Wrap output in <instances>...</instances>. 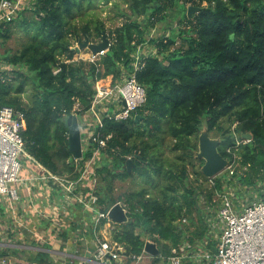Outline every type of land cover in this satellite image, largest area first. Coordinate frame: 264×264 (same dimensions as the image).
<instances>
[{"label": "trees", "instance_id": "trees-1", "mask_svg": "<svg viewBox=\"0 0 264 264\" xmlns=\"http://www.w3.org/2000/svg\"><path fill=\"white\" fill-rule=\"evenodd\" d=\"M95 1L28 0L10 23L0 25V47L13 28H21L24 36L17 52L0 54V108L24 114V150L33 163L75 181L97 145L88 142L82 160L72 159L66 119L86 114L99 80L133 76L145 90V103L127 120H104L107 144L88 178L96 181L94 194L103 211L118 202L128 211L130 222H111L116 227L111 239L128 254L142 252V238L175 247L188 234L190 243L202 242L206 227L201 226L200 196L211 201L225 182L236 183L238 196L264 191V0H126L129 14L114 4L123 18L114 29H106L97 15L86 17ZM186 4L198 10L188 15ZM159 24L165 25L162 37H150ZM103 32L110 43L104 55L94 63L77 59L75 44L99 43ZM146 46L151 51L142 53ZM203 127L220 139L218 152L233 172L212 179L211 192L202 185L203 161L194 157L197 170L165 151L170 141L182 159L195 156ZM247 133L252 139L243 143ZM128 158L134 165L130 173ZM187 166L193 167L192 183ZM134 176L142 180L140 188L116 198L114 182ZM184 218L186 230L179 224ZM60 235L66 238L65 232ZM25 254L0 249V259L53 264L48 252Z\"/></svg>", "mask_w": 264, "mask_h": 264}, {"label": "built area", "instance_id": "built-area-1", "mask_svg": "<svg viewBox=\"0 0 264 264\" xmlns=\"http://www.w3.org/2000/svg\"><path fill=\"white\" fill-rule=\"evenodd\" d=\"M26 2L28 0H0V25L10 23ZM105 52L99 55L90 53L87 59L82 57L77 59L94 63ZM138 59L139 54H136L135 67ZM106 79H108L107 83L104 82ZM145 100V90L133 76L122 77L119 81H113L111 76L99 80L95 85L91 105L86 112L91 122L89 125L85 122L84 127L87 128L88 134L83 143V149L90 141L97 145V149L93 152L92 158L86 161L79 178L72 181L66 177L53 175L40 167L42 171L40 179L47 185L58 188L62 197H65V202L68 199L69 203L74 202L78 205L82 214L89 216L93 224V232H95L93 234L97 237L92 245L95 246L94 249L82 258V262L76 261L70 264H123V262L142 264L150 258L163 259L161 254L153 257L146 253L144 247L140 254H128L123 244L114 242L112 239L98 238L99 233L96 230L101 221L106 222L100 230L112 227L108 218L110 208L103 211L97 205V196L94 194L96 181L88 180L93 175L92 165L99 150L107 144L108 137L105 139L102 136L104 120L115 122L127 120L145 103ZM89 127H93L92 130H89ZM25 128L26 123L22 112L11 107L0 108V196H6L11 203L18 199L14 185L19 181L23 160H31L24 150L22 133ZM226 170L232 173L231 165H228ZM227 185V188L216 193L219 199L216 206V217L219 221L218 232L215 235L216 250L214 253H204L199 257L209 264H264V191L253 189L250 192L256 193L258 197L253 195L251 200H246L248 197L246 194L250 192H247L245 196L244 194L238 196L237 188L234 190L231 188L232 184ZM50 204L56 205L52 202ZM56 223H52L53 227H50L52 233L59 232ZM43 238L38 237L41 241ZM197 257L195 255V258ZM185 259L178 249L173 248L167 260L169 264H183Z\"/></svg>", "mask_w": 264, "mask_h": 264}, {"label": "crops", "instance_id": "crops-1", "mask_svg": "<svg viewBox=\"0 0 264 264\" xmlns=\"http://www.w3.org/2000/svg\"><path fill=\"white\" fill-rule=\"evenodd\" d=\"M104 82L107 83L108 79ZM23 161L25 163L19 181L14 185L18 199L11 203L6 196H0V249L23 250L26 253L25 256L34 252H48L52 256L53 264L82 262V258L94 249L95 246L92 245L97 238L93 234L95 232L90 234V231H93L91 218L82 214L81 209L74 202L69 203L68 199L65 202V197H62L58 188L44 183L40 179L42 174L40 166L33 163L32 159ZM227 186L224 184L223 188H227ZM214 195H212L211 201L204 196L199 197L198 202L201 210L204 209L202 210L204 220L208 223L202 242L196 240L190 243L188 234L185 235V240L175 247L167 242L162 244L153 242L163 259L150 258L142 264H169L167 259L171 256L173 248L178 249L185 256L183 264H209L199 256L204 253H214L216 250L215 235L218 232L219 221L216 217L217 200ZM51 202L56 205L51 206ZM118 203L122 204V202ZM127 213L128 211H126V215ZM183 220L186 222L183 223ZM52 223H56V227L58 225V233L55 231L52 233L50 230V227H53ZM179 224L180 228L186 230L189 222L184 218ZM115 229V226L110 229L103 228L100 230L98 238L111 239V232ZM63 232H65L66 238L60 235ZM135 232L139 233L140 230L137 229ZM39 236L44 237L42 241L38 239ZM142 239H144L145 248V244L150 240ZM47 247L49 248L46 249ZM165 251L168 253L166 254ZM195 255L198 256V259L195 258ZM192 256L194 257L191 258ZM0 264L30 263L26 260L7 257L0 259ZM123 264L127 263L123 262Z\"/></svg>", "mask_w": 264, "mask_h": 264}, {"label": "water", "instance_id": "water-1", "mask_svg": "<svg viewBox=\"0 0 264 264\" xmlns=\"http://www.w3.org/2000/svg\"><path fill=\"white\" fill-rule=\"evenodd\" d=\"M197 8L189 7L187 14L190 15L192 12L197 11ZM88 49L92 55H99L102 52H105L109 48V39L107 38L105 32L102 33V38L99 43H90L88 39L77 44V47H74L76 54L80 52L81 49ZM136 117V121H137ZM66 125L68 130V148L71 153V157L74 160H81L83 157V143L84 134L79 126V119L75 116H69L66 119ZM245 141H251L252 136L247 133L241 136ZM220 144L219 138H211L209 136L208 130L206 127H203L197 138V150L195 151V158L203 161L202 166L200 167V173L205 179H214L219 174L224 172L229 162L218 152V146ZM137 157V156H136ZM126 169L128 173L131 172L133 161L131 158H128L126 161ZM196 198V195L194 196ZM108 218L111 222L116 224L128 223L130 220L126 215V207L121 203H116L110 207L108 212ZM145 252L157 256L159 250L153 242H147L144 248Z\"/></svg>", "mask_w": 264, "mask_h": 264}, {"label": "rangeland", "instance_id": "rangeland-1", "mask_svg": "<svg viewBox=\"0 0 264 264\" xmlns=\"http://www.w3.org/2000/svg\"><path fill=\"white\" fill-rule=\"evenodd\" d=\"M114 4H117L119 6V8L121 10H123L124 12H126L128 14L130 13L129 6L126 4V0H111L110 3H106L102 0H96L94 2L93 7H90L86 10V17H87V14L89 16L90 15H97V17H99L100 19H102L104 21L106 29H114L115 27L119 26L121 24V22L123 21L122 17L117 16V10L115 9ZM189 6H190L189 4H186V7H189ZM163 26H165V25L164 24L157 25L156 29L151 31L150 37H154V38L162 37V35L164 34ZM165 31H167V30H165ZM166 33L168 34V31ZM23 42H24V36H23L22 31H21V28H13L11 37L8 40H6L3 47H0V54L4 51H9L10 53L17 52L20 49L21 44ZM74 47H77V46L75 45ZM149 51H151V50L147 46L142 49V53H147ZM89 54H90V52L88 51V49L84 48V49H81L78 54H76L77 55L76 57L77 58L82 57L83 59H87ZM25 94L29 95L30 92L27 91ZM22 97H23L24 101L27 100L26 95L23 94ZM84 119H85V121H84ZM85 122H86V125H89V123L91 122L90 118L88 117V114H85L84 116H82L79 119V126H80L82 132L85 134H88V131H86L87 128L84 127ZM144 130H145V128H143V127L140 129V131H144ZM211 138H215V137H211ZM171 143L172 142L167 141V145H165V151H166V155L168 157H170L172 160H174L176 162H185L187 160V161L195 164L194 169H196V168H197V170L199 169L198 164L194 162V160H195L194 155L190 158L182 159L181 158L182 156L180 155V153L172 152L171 147H170ZM243 143H245V142L243 141ZM24 163H25V161H23V164ZM187 172L190 174V180L192 183V181H194V179H195L194 175H192L193 167L187 166ZM226 175H229L228 170H225L224 172L219 174L216 178H224V176H226ZM200 178H202V177H200ZM140 180L141 179L134 176V177H128V179L123 180V181H115L114 182L113 195L117 198L118 196H121L122 194L128 193L129 191H133L134 189H137L138 187L140 188V186H141L140 184L142 183V180L141 181ZM201 181H203L202 185H203L204 189H206L209 192H211L213 190L212 189L213 188L212 183H214V180L210 182V180L202 178ZM235 184L236 183H233V185H231V188H233L234 190L237 188V187H234ZM97 187L98 186L96 185V189H97ZM260 190H262V189L260 188ZM246 195H248L246 200H251L254 196L258 197V195L254 192H250ZM214 198L217 201L219 200L218 197L216 196V193L214 195ZM202 210H204V209H202ZM208 211H210V210H208ZM201 212H200V214H201ZM201 226L202 227H208V223L206 222V220L203 221ZM25 258H26V256H25Z\"/></svg>", "mask_w": 264, "mask_h": 264}]
</instances>
